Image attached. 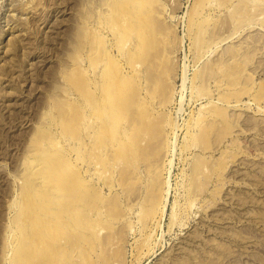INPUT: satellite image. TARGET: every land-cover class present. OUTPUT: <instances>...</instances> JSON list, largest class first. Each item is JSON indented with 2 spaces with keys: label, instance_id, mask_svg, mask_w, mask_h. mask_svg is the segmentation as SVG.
<instances>
[{
  "label": "rangeland",
  "instance_id": "obj_1",
  "mask_svg": "<svg viewBox=\"0 0 264 264\" xmlns=\"http://www.w3.org/2000/svg\"><path fill=\"white\" fill-rule=\"evenodd\" d=\"M110 1L0 0V264H264V0ZM140 15L149 39L158 28L150 40L162 84L143 72L115 107L100 75L129 73ZM82 82L99 104L89 105ZM155 120L158 137L149 130L135 144L128 123ZM50 176L63 180L39 183ZM78 177L90 199L80 216L69 195ZM43 199L57 226L40 221ZM47 228L59 235L41 240V259L36 246L21 249Z\"/></svg>",
  "mask_w": 264,
  "mask_h": 264
},
{
  "label": "bare ground",
  "instance_id": "obj_2",
  "mask_svg": "<svg viewBox=\"0 0 264 264\" xmlns=\"http://www.w3.org/2000/svg\"><path fill=\"white\" fill-rule=\"evenodd\" d=\"M113 0H111L110 2H112ZM115 1V0H114ZM118 1H120V0H118ZM124 1V0H123ZM123 1H120V2H123ZM127 0H125V2H126ZM129 1V0H128ZM127 1V3H129ZM154 1V0H153ZM117 2V1H116ZM125 2L124 3H122L121 5H124L125 4ZM107 3V2H106ZM112 4H113V2H112ZM131 4V3H130ZM107 5V4H106ZM111 5V4H110ZM134 5V4H133ZM132 5V6H133ZM135 6V5H134ZM107 7V6H106ZM115 7V9H117L116 8V6H114ZM117 7H118V5H117ZM126 7V6H125ZM136 7V6H135ZM134 7V8H135ZM142 7H143V5H142ZM119 8H122L121 6H119ZM155 8V7H154ZM105 9V8H104ZM111 9H113V6H112V8H110V9H108L107 11L109 12V11H111L112 12V10ZM114 9V10H115ZM122 9H124V7L122 8ZM130 9V8H129ZM138 9H140L139 7H138ZM144 9V8H143ZM113 10V11H114ZM121 10V9H120ZM145 10V9H144ZM147 10V9H146ZM103 11V10H102ZM101 11V12H102ZM106 10H104V13H108L107 11L105 12ZM116 11V10H115ZM123 11V10H122ZM129 11V10H128ZM108 13V14H111V19H112V13ZM125 12V11H124ZM124 12H123V14H124ZM147 12V11H146ZM103 13V12H102ZM118 13H120V11L118 12ZM133 13V12H132ZM131 13V14H132ZM142 13V12H141ZM140 13V14H141ZM108 14H106L107 16H108ZM130 14V15H131ZM136 14H138V12L136 13ZM143 15V14H142ZM100 16V15H99ZM107 16H105V17H107ZM114 16V15H113ZM124 16V20L125 19H127L128 18V16L127 15H123ZM148 16V15H147ZM146 15H145V17H147ZM150 16V15H149ZM108 17H110V15L108 16ZM135 17H136V15H135ZM115 18V16L113 17V19ZM123 18V17H122ZM153 18V17H152ZM107 20V19H106ZM109 20V19H108ZM124 20H122V21H124ZM142 20H144V18H142L141 17V15H140V18H137L136 20H134L133 21V27H136L135 29H137V28H139V29H137V41H135V43L136 44H134L133 45V47L132 48H134V49H130V50H128L126 53H125V56L126 55H128V61H127V64H126V66L128 67V69L127 70H129V73H125V75L123 74V71H121V68L123 69V67H118V69H117V72L116 73H114L113 71L115 70V68H114V70L112 71V73H110L111 71H109V69H106V71L104 72L103 71V74L101 73V75H100V77H101V84L100 85H103L102 86V91H101V93L100 94H105V95H107V98L109 99V100H111V102H112V104H113V106H115L116 107V105L118 104V101H120L121 102V105H123V104H125V102H126V94L128 95V93H126L125 94V88H126V84L127 83H132V81L134 80V79H138V80H140L141 78V73H145V80H147V82L148 81H151V82H158L159 84H162V82H161V80H162V74L161 73H163V70L162 69H160L161 71H160V73L158 74V75H156V76H154L153 75V72H154V70H156V69H158V67H157V65H159L158 64V62H159V59H160V57H161V54L159 53V52H157V51H159V50H157L155 53L153 52V51H155L157 48H155V50H153V47H154V45H153V43H151V40L150 39H152V34L153 33H155L156 32V30L158 29V28H155L154 26H152L153 28H155V32H153L151 35H150V39H149V30L151 29V31L153 30L151 27H149L148 29H147V27L145 26L144 27V24H143V21ZM147 20V19H146ZM150 20H152V19H150ZM149 20V21H150ZM92 21V20H91ZM97 21V20H96ZM117 21V20H116ZM132 20H130V22H131ZM98 22V21H97ZM125 22V21H124ZM158 22V21H157ZM99 23V22H98ZM97 23V24H98ZM144 23H145V20H144ZM149 23V22H148ZM153 23V22H152ZM155 23V22H154ZM125 24H126V22H125ZM128 24V23H127ZM146 24V23H145ZM99 25V24H98ZM109 25V24H108ZM149 25V24H148ZM90 26V25H89ZM127 26V25H126ZM151 26V25H150ZM132 27V28H133ZM156 27H158V26H156ZM92 29H93V27H92ZM111 29V28H110ZM122 29V28H121ZM134 29V30H135ZM161 29H162V27H161ZM94 30V29H93ZM95 30H97V29H95ZM112 30H114V28L112 27ZM119 31V30H118ZM154 31V30H153ZM159 31H160V29H159ZM119 32H121V31H119ZM94 33L95 32H93L92 34L94 35ZM127 33V32H126ZM151 33V32H150ZM158 33V32H157ZM156 33V34H157ZM221 33V32H220ZM97 34V33H96ZM99 34V33H98ZM164 35V34H163ZM162 35V36H163ZM98 37H100L99 35H97ZM116 36H117V34H116ZM131 36H132V34H131ZM130 36V38L132 39V37ZM154 37H156V36H158V35H156L155 36V34L153 35ZM160 36V35H159ZM128 37V36H127ZM129 38V37H128ZM127 38V39H128ZM91 39H93L92 38V36H91ZM121 39V38H120ZM126 39V40H127ZM135 39V38H134ZM133 40V39H132ZM255 40V39H254ZM153 41V40H152ZM125 42V41H124ZM155 42V41H154ZM157 42V41H156ZM159 42H160V40H159ZM247 42V41H246ZM85 43H86V41H85ZM131 43V42H130ZM87 44H88V42H87ZM133 44V43H132ZM89 45V44H88ZM94 45V44H93ZM101 45V44H100ZM106 45V44H105ZM107 46V45H106ZM115 46V45H114ZM117 47H118V45H116ZM124 46V45H123ZM131 46V45H130ZM159 46V45H158ZM83 47V46H82ZM100 47H102V46H100ZM230 47V46H229ZM232 47V46H231ZM95 48V47H94ZM99 49V48H98ZM118 49V48H117ZM161 49V48H160ZM100 50V49H99ZM118 50H120V49H118ZM89 51V50H88ZM91 51H93V50H91ZM101 51V50H100ZM98 52V51H97ZM161 52V51H160ZM93 53V52H92ZM227 53V52H226ZM95 54V53H94ZM98 54V53H97ZM105 53H103V55H104ZM170 54V53H169ZM224 54V53H223ZM233 54H235V53H233ZM232 54V55H233ZM102 55V54H101ZM102 55V56H103ZM122 55H124L123 54V51H122ZM92 56V55H91ZM94 56V55H93ZM96 57V56H95ZM122 57V56H121ZM240 57V56H239ZM96 58H99V57H96ZM113 58V57H112ZM213 58V57H212ZM234 58V57H233ZM119 59H120V57H119ZM127 59V58H126ZM110 60V59H109ZM109 60H106V61H109ZM161 60V59H160ZM215 60H216V58H215ZM226 59H224L223 61H225ZM105 61V62H106ZM92 62V61H91ZM98 62V61H97ZM104 63V62H103ZM108 63H110V62H108ZM206 62H204V64H205ZM224 63V62H223ZM114 64H115V62H114ZM118 64V63H117ZM203 64V65H204ZM207 64V63H206ZM225 64V63H224ZM105 65H107L106 63H105ZM112 65V64H111ZM161 65V64H160ZM212 65V64H211ZM108 66H110V64H108ZM115 67H116V64L114 65ZM162 66V65H161ZM111 67V66H110ZM109 67V68H110ZM168 67V66H167ZM209 67V66H208ZM207 67V68H208ZM220 67V66H219ZM82 68V67H81ZM106 68V67H105ZM159 68H161V67H159ZM170 68V67H169ZM172 68V67H171ZM101 69V68H100ZM241 69V68H240ZM97 70H99V69H97ZM110 70H112V68L110 69ZM205 70V69H204ZM206 71H208V70H206ZM237 71V70H236ZM98 73V72H97ZM97 73H95V75H97ZM119 73L121 74V76L119 75ZM216 72H214V74H215ZM201 74H202V72H201ZM99 75V74H98ZM160 75V76H159ZM204 75V74H203ZM93 76V75H92ZM91 76V77H92ZM200 76V75H199ZM87 77V76H86ZM96 77V76H95ZM160 77V78H159ZM201 77V76H200ZM98 78V77H97ZM95 79V78H94ZM165 79V78H164ZM93 80V79H92ZM91 80V81H92ZM97 80V79H96ZM99 80V79H98ZM166 81V80H165ZM232 81V80H231ZM230 81V82H231ZM236 81V80H235ZM98 82H100V81H98ZM141 82V81H140ZM139 82V83H140ZM73 83V82H72ZM149 83V82H148ZM166 83V82H165ZM91 84V83H90ZM99 84V83H98ZM98 84H97V86H98ZM167 84V83H166ZM99 85V86H100ZM130 85V84H129ZM132 85V84H131ZM85 86V88H86V91H87V93H88V98H87V100L89 101V105L91 106V107H93L94 106V104H99V98H94V96H93V94L91 93V90H90V86L86 83V85L82 82V87L81 88H83ZM127 86H128V84H127ZM79 87H80V85H79ZM132 87V86H131ZM133 88V87H132ZM131 88V89H132ZM76 89H77V87H76ZM100 89V88H99ZM127 89V88H126ZM100 91V90H99ZM132 91H134V90H131V92H129V93H131L132 95L131 96H128V97H132V96H135V94L133 95V93H132ZM94 92V91H93ZM146 92H151V93H153V91H151V89L148 87V89H147V91ZM168 92V91H167ZM139 93V92H138ZM150 93V94H151ZM80 94V93H79ZM94 95H95V93H94ZM96 97V96H95ZM164 97H165V95H164ZM221 97V96H220ZM86 97H82V99H85ZM102 98H106V97H102ZM101 98V99H102ZM134 98V97H133ZM162 98L163 97H161V102L162 103H165V101H167V99H166V97L162 100ZM168 98V97H167ZM81 99V100H82ZM91 99V100H90ZM129 99V98H128ZM132 99V98H131ZM130 99V100H131ZM86 100V99H85ZM64 102H66L65 100H63ZM83 101V100H82ZM127 101H129V100H127ZM130 102V101H129ZM132 102V101H131ZM130 102V103H131ZM160 102V101H159ZM107 104V103H106ZM96 106V105H95ZM128 106H129V103H128ZM127 103H126V105L125 106H122L123 108H121V111H123L122 113H120V114H124V112H126L127 111ZM146 106V105H145ZM106 107H108L107 105H106ZM96 108V107H95ZM94 108V109H95ZM100 108H101V106H100ZM130 108V107H129ZM92 109V108H91ZM216 109V108H215ZM129 110V109H128ZM99 111V110H98ZM80 112V111H79ZM104 112H105V114L106 115H108L109 117H114V116H116V115H114V114H117V113H115V110H111V112H106V110H104ZM135 113V112H134ZM138 113V112H137ZM136 113V114H137ZM161 113V112H160ZM226 113V112H225ZM88 114V113H87ZM130 114H131V112H130ZM162 114H164V113H162ZM215 114H217V113H215ZM89 115V114H88ZM139 115V114H138ZM93 116V115H92ZM137 117V116H136ZM80 118V117H79ZM130 119V118H129ZM137 119V118H136ZM157 119V118H156ZM161 119V118H160ZM160 119H159V122H160ZM198 119V118H197ZM80 120V119H79ZM91 120H92V118H91ZM102 121H103V119H101ZM147 120H149V119H147ZM69 121V120H68ZM98 121V120H97ZM134 121H135V119H134ZM137 121V120H136ZM153 121V120H152ZM152 121H150V123H153ZM156 122H157V120H155ZM161 121H162V119H161ZM83 122V121H82ZM154 122L153 124H150V123H148V125H146V124H139L138 122H133V121H130L129 123H128V125L130 126L129 128H131V132H130V134H131V136L132 137H134L135 135H137V136H139V140L138 141H136V140H134V141H136V143L135 144H139L141 141V139L143 138V137H145V135L146 136H149V134H147V133H149V130H151V132L154 134V136L155 137H158V133H159V127H160V124H159V122ZM214 122H215V120H214ZM68 123V122H67ZM75 123V122H74ZM74 123H73V125L72 126H74ZM93 123V122H92ZM96 123V122H95ZM167 123V122H166ZM109 124V123H108ZM152 126L151 128H150V125ZM172 124V122L170 121V123H167V125H169V127H170V125ZM174 124V123H173ZM211 124V123H210ZM80 125V124H79ZM97 125V124H96ZM99 125V124H98ZM69 126V125H68ZM84 126V125H83ZM92 126V125H91ZM113 126V125H112ZM111 126V127H112ZM70 127V126H69ZM106 128H108V126H107V123L106 122H104V123H102L101 125H100V127H99V129H100V131H102V132H104V130L106 129ZM112 129V128H111ZM68 130H71V129H68ZM113 130H115V129H112V132H113ZM165 131V130H164ZM98 132H99V130H98ZM156 133V134H155ZM37 134V133H36ZM76 134V133H75ZM115 134H116V132H115ZM72 135V134H71ZM112 135V134H111ZM74 136V135H73ZM136 136V137H137ZM44 137V136H43ZM113 137V136H112ZM151 137V136H150ZM153 137V136H152ZM163 137V136H162ZM161 137V138H162ZM80 138V137H79ZM37 139H39V137L37 138ZM53 139V138H52ZM55 139V138H54ZM83 139V138H82ZM81 139V140H82ZM145 138H143V140H144ZM149 139V138H148ZM45 140V139H44ZM37 141V140H36ZM154 141V140H153ZM45 142H47V141H45ZM44 142V143H45ZM81 142V141H80ZM160 142V141H159ZM162 142V141H161ZM160 142V143H161ZM37 143V142H36ZM154 143V142H153ZM157 143V142H156ZM160 143H158V144H160ZM43 144V143H42ZM48 144V143H47ZM83 144H84V142H83ZM46 145V144H45ZM82 145V144H81ZM149 145V144H148ZM156 145L157 144H155V147H156ZM146 146H147V144H146ZM159 146V145H158ZM37 148V147H36ZM33 149V148H32ZM34 149H35V147H34ZM77 149V148H76ZM53 150V149H52ZM149 150V149H148ZM49 152H50V149L48 150ZM77 151V150H76ZM126 151V150H125ZM150 151V150H149ZM152 151V150H151ZM79 152H80V150H79ZM148 152V151H147ZM80 153H82V152H80ZM111 153V152H110ZM151 153V152H150ZM142 155V154H141ZM127 156H128V154H127ZM83 157V156H82ZM145 157V156H144ZM143 157V158H144ZM79 158V157H78ZM142 158V157H141ZM162 158V157H161ZM161 160V159H160ZM36 161V160H35ZM120 161H122V160H120ZM124 161V160H123ZM130 161V160H129ZM37 162H39V161H37ZM131 162V161H130ZM153 162V161H152ZM170 162H171V160H169L168 161V164H170ZM41 163V162H40ZM107 163V162H106ZM122 163V162H121ZM132 163V162H131ZM137 163V162H136ZM115 164V163H114ZM117 164V163H116ZM126 164V163H125ZM124 164V165H125ZM153 164H155V163H153ZM157 164V163H156ZM155 164V165H156ZM43 165V164H42ZM118 165V164H117ZM123 165V166H124ZM158 165H159V163H158ZM157 165V166H158ZM40 164H36V166H35V169H34V171H38L39 169H40ZM47 166H49V165H47ZM68 166V165H67ZM72 166V165H71ZM27 167H29L28 165H27ZM46 167V166H45ZM121 167V166H120ZM137 167H138V164H137ZM145 167V166H144ZM48 168V167H47ZM58 168V167H57ZM73 168V167H72ZM128 168V167H127ZM159 167H154V169L152 168V169H150V171H152V173L154 172V171H156L157 169H158ZM202 168V167H201ZM31 169H32V167H31ZM51 169V168H50ZM66 169H67V167H66ZM86 169H88L87 167H86ZM159 170V169H158ZM49 171V170H48ZM48 171H46V172H48ZM70 171H72V170H70ZM125 171V170H124ZM197 171V170H196ZM45 172V171H44ZM52 172V171H51ZM74 173V172H73ZM28 174V173H27ZM55 174V173H54ZM35 175V174H34ZM48 175H49V173H48ZM124 175H125V173H124ZM139 175V174H138ZM143 175V174H142ZM150 175V174H149ZM151 176V175H150ZM45 177H46V174H45ZM45 177H43V179H41V181L39 182V183H42V184H45V183H47L48 181H50V180H53V182H55L56 183V186H58V185H60V183H61V180H63L62 178H60V177H58V176H50L52 179H47V178H45ZM126 177V175L124 176V178ZM139 177V176H138ZM27 178V177H26ZM140 178V177H139ZM193 178V177H192ZM28 179V178H27ZM30 179V178H29ZM86 179L87 178H85V177H78V178H76L75 180H74V184H73V188L72 189H70L69 190V192H70V194L69 195H71V192H72V198H73V203L75 204V212H77V214L80 216V214H81V212H82V210L84 209V207L85 208H87L86 206H84V203L86 202V203H88V201L90 200H88L87 199V196L86 195H83L82 194V189H83V184L84 183H86L87 181H86ZM32 180H35L34 178H32ZM31 180V181H32ZM160 181V180H159ZM193 181V179L191 180V184L194 182H192ZM141 182V181H140ZM32 183H33V181H32ZM31 183V184H32ZM70 183H72V182H70ZM89 183H90V181H89ZM58 184V185H57ZM63 184H65V183H63ZM33 185H34V183H33ZM38 185V184H37ZM52 185V184H51ZM87 185H88V183H87ZM168 186H167V188L164 190V192H162L161 194V196H160V198H159V200H158V203H159V206H158V212L160 213V214H162V212L164 211V207H165V204H166V199H167V194H168V190H169V184H167ZM194 185V184H193ZM36 186V185H35ZM35 186H33V188L35 187ZM155 186H156V184H155ZM26 187H27V185H26ZM66 187V186H65ZM28 188L29 187H27V190H28ZM61 187H59V189H60ZM151 188V187H150ZM156 189H157V187H155ZM156 189H153L154 190V192L152 193V192H150V193H152V196H153V198L156 196V194H157V192H155V190ZM194 189V188H193ZM26 190V191H27ZM48 190V189H47ZM65 190V189H64ZM25 191V190H24ZM29 191V190H28ZM31 191V190H30ZM151 191V190H150ZM194 191V190H193ZM40 192V191H39ZM65 192H68V191H66L65 190ZM65 192H62L61 193V191L59 192V194H58V199H62V198H64V196H67L68 194H66ZM97 192V191H96ZM147 193V192H146ZM149 193V192H148ZM35 194H36V192H35ZM45 194V193H44ZM47 194V193H46ZM52 195V194H51ZM88 195V194H87ZM39 195H37V197H38ZM52 196H54V193H53V195ZM86 196V197H85ZM96 196V195H95ZM148 197H146V199H147ZM23 200L22 201H25L24 200V198H22ZM35 199V198H34ZM47 199V198H46ZM31 200H33V199H31ZM39 200V199H38ZM41 200V199H40ZM49 200V199H48ZM56 200V199H55ZM52 200L50 199L48 202L46 201V200H44L43 199V201H42V203L40 202V204L42 205V207L43 206H45V207H47L46 209H45V213H44V218L43 219H40V221L42 222V221H44L45 223H57V220L56 219H59V215H57L56 213H54V211L50 208V204L52 203L51 202ZM34 202V201H33ZM35 202H36V200H35ZM90 202V201H89ZM69 203V202H68ZM23 204H24V202H23ZM35 204V203H34ZM39 204V203H38ZM38 204L36 205V206H38ZM33 205V204H32ZM74 206V205H73ZM19 207V206H18ZM91 207H93V206H91ZM34 208V207H33ZM53 208V207H52ZM54 209V208H53ZM57 209V208H56ZM56 209H55V211H56ZM60 209V208H59ZM59 209H57V210H59ZM68 209V208H67ZM89 208H87L86 210H88ZM24 210V209H23ZM34 210V209H33ZM85 210V211H86ZM91 210V209H90ZM27 211V210H26ZM18 212V211H17ZM28 213L30 212V211H27ZM68 212H70V211H68ZM68 212H66V213H68ZM92 212V211H91ZM94 212V211H93ZM92 212V213H93ZM32 213V212H31ZM35 213V212H34ZM52 213H54V216H52ZM65 213V212H64ZM71 213V212H70ZM85 213H87V212H85ZM92 213H91V215H92ZM157 213V212H156ZM159 213H158V215H159ZM17 214V213H16ZM21 214V213H20ZM24 214V213H23ZM40 215H42L41 213H39ZM95 214V213H94ZM17 215H19V214H17ZM39 215V216H40ZM82 215V214H81ZM96 215V214H95ZM94 215V216H95ZM25 215H23V217H24ZM73 216V215H72ZM76 216V215H75ZM155 216V215H154ZM34 217V216H33ZM41 217V216H40ZM30 218H31V215H30ZM51 218V219H50ZM87 218V217H86ZM24 219V218H23ZM26 219V218H25ZM50 219V220H49ZM62 219H64V218H62ZM70 219V218H69ZM71 219H73L72 217H71ZM95 219V218H94ZM20 220H22V218L20 219ZM32 220H35V219H33L32 218ZM32 220H30V221H32ZM60 220V219H59ZM82 220H83V216L82 217H80V219L78 218V221H79V223L80 224H82ZM23 221V220H22ZM22 221H20V222H22ZM90 221V220H89ZM59 222H61V221H59ZM67 222V221H66ZM68 222H71V221H68ZM77 222V221H76ZM84 222V221H83ZM62 223V222H61ZM27 225H28V223H26ZM49 224V225H50ZM76 224V223H75ZM22 226H23V224H21ZM70 225V224H69ZM73 225V224H72ZM71 225V226H72ZM56 226H57V224H56ZM55 226V227H56ZM88 226V225H87ZM91 226H93V224L91 225ZM18 227V226H17ZM48 227V226H47ZM51 227H52V225H51ZM39 228V227H38ZM58 228V227H57ZM57 228H55V230H57ZM87 228V227H86ZM93 228V227H92ZM31 229V228H30ZM49 229H52V228H50L49 227ZM72 229V228H71ZM74 229V228H73ZM82 229H84V228H82ZM34 230V229H33ZM75 230V229H74ZM77 230V229H76ZM30 231V230H29ZM31 231H32V229H31ZM27 232V231H26ZM33 232H35V230L33 231ZM33 232H32V234H33ZM80 232V231H79ZM96 232V231H95ZM30 233V232H29ZM57 232L55 231V233H54V231L53 230H48V228H47V232L45 233V234H43V235H41V236H37V238H34L33 236V238L35 239V240H33V242H31V244H23V245H21V249L22 250H24V251H28L29 252V248H30V245H32V246H36L35 247V249H37L36 250V253H37V255L39 254V258L42 256V255H44L45 253H47V251H45L44 252V248H41L40 246H39V244H40V242H41V240H44L45 238H49V239H51V238H53L55 235H59V233L58 234H56ZM62 233H63V231H62ZM61 233V234H62ZM80 233H82V232H80ZM37 234V233H36ZM39 234V233H38ZM60 234V235H61ZM68 234H70V232L68 233ZM20 235H21V233H20ZM23 235V234H22ZM90 236V235H89ZM60 237V236H59ZM32 238V239H33ZM55 238V237H54ZM48 239V240H49ZM26 240V239H25ZM77 241H78V239H77ZM48 242V241H47ZM75 242V241H74ZM54 243V242H53ZM47 245H49V244H47ZM50 245H52L51 243H50ZM77 245V244H76ZM71 246V245H70ZM52 247H54V246H52ZM52 247L50 246V248L52 249ZM67 247V246H66ZM68 248V247H67ZM57 248H55L54 250H56ZM54 250H52V251H54ZM65 251V250H64ZM49 252V251H48ZM55 252V251H54ZM56 252H58V250L56 251ZM21 253H24V252H21ZM62 253H63V251H62ZM49 254V253H48ZM56 254V253H55ZM50 255V254H49ZM76 255V254H75ZM28 256V255H27ZM29 257L30 256H28V259H29ZM37 257V256H36ZM54 257V256H53ZM55 258V257H54ZM59 258V260H60V258L61 257H58ZM33 259V258H32ZM41 259V258H40ZM48 259V258H47ZM51 262V261H50ZM57 262L58 261H56V264H57ZM53 263H55V261H53ZM60 264V263H59ZM62 264V263H61Z\"/></svg>",
  "mask_w": 264,
  "mask_h": 264
}]
</instances>
